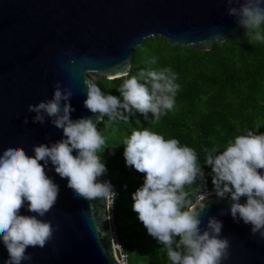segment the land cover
I'll list each match as a JSON object with an SVG mask.
<instances>
[{"label":"clouds","instance_id":"1","mask_svg":"<svg viewBox=\"0 0 264 264\" xmlns=\"http://www.w3.org/2000/svg\"><path fill=\"white\" fill-rule=\"evenodd\" d=\"M222 2L229 5L228 14L237 18L252 41L264 43V0ZM151 63L155 64V59ZM177 79L170 67L141 70L123 80L118 89L122 101L85 79L84 107L94 114L95 122L92 117L71 118L74 93L70 88H61L59 82L51 99L28 105V112L36 114L34 123L44 124L46 117L51 118L64 138L50 146H34L32 156L21 147H10L0 154V240L8 252L5 264L31 261L27 249L44 248L58 229L50 221L38 219L53 208L59 197V185L47 175L49 164L62 179H67V187L75 196L114 203L117 194L111 183L97 179L107 171L98 155L105 138L97 124L105 116L127 122L137 112L145 119L151 113L153 122L158 123L175 108L180 88ZM24 123H28L27 118ZM123 145L126 165L144 174L143 185L132 194L133 211L148 234L166 249L171 264H221L227 260L230 241L220 238L222 222L209 217L206 229L202 231L200 227L203 202L210 193L201 192L193 203L187 190L197 179L205 180L196 151L148 128L133 130ZM204 151V165L211 168L215 195L230 199L232 218L251 225V233L264 238V133L248 131L228 141L222 151L219 146ZM242 197L246 198L244 204L239 202ZM25 204L33 215L20 214Z\"/></svg>","mask_w":264,"mask_h":264},{"label":"water","instance_id":"2","mask_svg":"<svg viewBox=\"0 0 264 264\" xmlns=\"http://www.w3.org/2000/svg\"><path fill=\"white\" fill-rule=\"evenodd\" d=\"M228 7L222 0H0V154L21 147L32 156L34 146L64 138L51 118L34 123L36 114L27 110L30 104L51 99L57 82L74 93L71 118L92 117L95 122L84 107L85 79L125 76L134 49L151 38L210 51L244 29ZM47 175L59 185V197L38 219L58 229L44 248L29 247L32 260L22 264H122L114 248L110 201L75 196L51 164ZM97 179L111 183L104 174ZM209 193L200 227L206 229L209 217L222 222L220 238L229 239L230 247L229 258L221 264H264V238L232 218L230 199ZM239 202L246 203V198ZM20 214L33 215L27 204ZM7 259L0 240V264Z\"/></svg>","mask_w":264,"mask_h":264},{"label":"trees","instance_id":"3","mask_svg":"<svg viewBox=\"0 0 264 264\" xmlns=\"http://www.w3.org/2000/svg\"><path fill=\"white\" fill-rule=\"evenodd\" d=\"M153 59L155 64L151 63ZM163 67H170L178 75L176 83L180 88L173 111L162 116L158 123L153 122L151 113L145 119L137 112L127 122L105 116L99 125L105 145L98 155L107 169L104 175L117 194L113 216L117 238L128 255L127 264H137L139 254L144 257L141 264H171L166 249L148 234L132 208V194L144 182V174L127 166L123 155V141L133 130L148 128L165 139H178L181 145L196 151L205 180L197 179L187 189L193 203L201 192L214 191L211 168L204 165L205 148L219 146L222 151L237 135L248 131L264 133V43L252 41L245 29L225 43L214 44L210 51L171 46L160 37L148 39L134 49L128 75L113 80L97 78L96 84L106 94L122 101L118 89L124 79L138 75L141 70ZM120 212L124 213L122 219ZM123 233L127 237H138V244L135 247L132 243L126 244ZM154 245L157 248L152 250Z\"/></svg>","mask_w":264,"mask_h":264},{"label":"built area","instance_id":"4","mask_svg":"<svg viewBox=\"0 0 264 264\" xmlns=\"http://www.w3.org/2000/svg\"><path fill=\"white\" fill-rule=\"evenodd\" d=\"M113 191H114V189H113ZM113 204L111 205V202H110L111 223H112V234H113V239H114V248H115L116 255H117V258L119 259V261L122 264H127L128 255H127L126 251L123 249L122 245L120 244V242H119V240L117 238L116 226H115V223H114V216H113Z\"/></svg>","mask_w":264,"mask_h":264},{"label":"rangeland","instance_id":"5","mask_svg":"<svg viewBox=\"0 0 264 264\" xmlns=\"http://www.w3.org/2000/svg\"><path fill=\"white\" fill-rule=\"evenodd\" d=\"M92 79L94 80V82H96V80H97V78H94V77H92ZM120 219H122L123 218V216H124V213L123 212H120ZM129 221V219H127V222ZM121 220H119L118 219V221H117V224H118V227L120 228L121 227ZM122 239L124 240V242L126 243V244H129V243H132V245L135 247L137 244H138V237H127L126 236V234H122ZM153 240V239H152ZM153 249L152 250H155L156 248H157V246L156 245H154L153 247H152ZM140 255L141 254H139V256H137L138 258H137V260H136V263L137 264H141L142 262H143V258L144 257H140ZM133 256H135V253L133 254ZM133 259V262L135 263V260H134V258H132ZM169 262V261H168Z\"/></svg>","mask_w":264,"mask_h":264}]
</instances>
